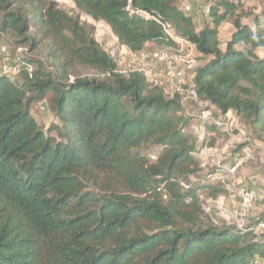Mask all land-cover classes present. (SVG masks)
<instances>
[{
    "label": "trees",
    "instance_id": "trees-1",
    "mask_svg": "<svg viewBox=\"0 0 264 264\" xmlns=\"http://www.w3.org/2000/svg\"><path fill=\"white\" fill-rule=\"evenodd\" d=\"M71 1L78 15L56 0H0V39L42 53L0 74V264H264V218L239 228L203 208V193L226 189L191 181L201 167L183 92L121 72L81 20L105 21L135 52L178 48L170 23L201 55L196 100L241 117L264 143V12L212 0L198 29L182 0ZM224 23L234 27L225 47ZM49 95L58 122L46 132L31 108Z\"/></svg>",
    "mask_w": 264,
    "mask_h": 264
},
{
    "label": "rangeland",
    "instance_id": "rangeland-1",
    "mask_svg": "<svg viewBox=\"0 0 264 264\" xmlns=\"http://www.w3.org/2000/svg\"><path fill=\"white\" fill-rule=\"evenodd\" d=\"M62 8H65L73 15L79 13L75 9V5L71 0H56ZM194 5L195 10L198 8L201 10L203 6L212 0H190ZM246 10L252 14L262 15L264 12V0H242ZM198 29L203 26V20L205 19V13L203 10L199 14H194ZM264 21V16H261ZM81 20L88 26H92L87 20V15L81 14ZM245 22H252L251 17L246 18ZM229 25H225V29L222 30L220 38L223 41L225 47V39L229 36ZM11 34L4 35L0 39V63L5 59L1 53L3 46L8 48L7 58L11 61L16 60L20 67L19 58L28 57L42 60L41 51L26 53L27 48L23 46L24 52L18 53L17 48L13 44V38ZM96 37V36H95ZM115 35L112 30L105 31V37L101 44L103 48H112L113 54L119 55L118 58L122 60L120 67L125 71H133L138 69H144L143 62L140 64H133L128 54H124L121 49L116 45ZM164 49L161 46L155 44H148L144 49V52L148 54V74L151 79L155 75L163 76L166 66L159 62H156L160 51ZM260 53L264 55V50L259 49ZM184 54H190L194 58L199 66L202 63L201 55L197 50L193 51L186 45L182 46ZM18 55V57L16 56ZM124 56V59H123ZM0 74H2L0 72ZM192 72H189L186 78V84L184 85V99L188 97V90L193 87ZM14 77V76H13ZM162 84L168 85L167 82L161 77ZM182 112L185 114L188 120L187 130L191 132L198 143V148L194 154L196 159L200 162L201 171L197 175L191 177L193 182H208L215 186L221 181L226 191L219 194L217 197H211L206 193H203V208L205 209L208 216L215 222L224 225L237 226L243 224L244 226L249 221L255 218H264V143L255 139L250 134L249 126L244 120L230 113L223 119L218 116V112L209 103L197 101L196 99L190 98L184 101ZM210 112L211 114H208ZM32 116L38 121L41 127L46 131H51L53 124L58 122L54 115L51 96L49 95L43 101L36 103L31 108ZM210 117L215 121L218 120V126H221L219 130H211L212 120L205 119ZM225 121V122H223ZM217 122V121H216ZM224 123V124H223ZM223 125V126H222ZM55 134V132L53 133ZM243 146L240 148V145ZM159 150V149H158ZM158 150L151 151V154L156 155ZM237 162H240L237 170L234 173H228V170ZM228 185L231 186L232 191L228 190ZM246 187L255 190L258 194L259 199L254 204L252 209L244 212L242 206H240L239 200L234 197L237 195L239 188ZM224 196V199L220 200V197ZM211 208V212H207V209ZM243 226V227H244ZM260 226V225H259ZM259 228V227H258ZM258 233H264L259 228Z\"/></svg>",
    "mask_w": 264,
    "mask_h": 264
},
{
    "label": "built area",
    "instance_id": "built-area-1",
    "mask_svg": "<svg viewBox=\"0 0 264 264\" xmlns=\"http://www.w3.org/2000/svg\"><path fill=\"white\" fill-rule=\"evenodd\" d=\"M210 5L211 4L209 2V3L205 4L201 10L199 8H198V10H195L194 5L192 4V2L190 0H182L181 4H180L181 9L185 13H188V14H195L196 13V14H198L199 11L201 12L203 10V12L205 13V16H207L209 14ZM87 20L94 27L96 39L101 44V42L103 41V39L105 37V31L109 30V29L111 30V27L105 21H103V20L96 21L93 18H91L90 16H87ZM162 26H163L165 33L168 36H170L171 38H173L175 40V42L178 44V48L170 47V48H164V49H162V51H160L156 62L164 64L166 66V70H165L163 76L155 75L153 79H151V77L148 74L149 73L148 69H147V67L149 66L147 63L148 59H149L148 54H146L144 51H140V52L132 51L127 46L121 45L118 42L117 38H115V40H116V45L121 49V51L124 54H128V56L130 57V60L133 64L138 65V64L143 62V65L145 68L144 69H138L137 71L143 72L149 78L150 82L163 86L168 93H170L171 95H174V93H176V92H183L184 91V85L186 84V78H187L188 73L193 72L194 69L198 66L196 60L194 58H192L190 54L186 55L183 53L182 46L186 45L187 47L191 48L193 51L196 50V46L190 42L185 41L184 39L180 38L179 36H177L174 28L172 27V25L170 23H163ZM104 49L106 52H108L110 54L111 57L116 58V60L119 63L122 61L118 58L119 57V56H117V55H119L118 53H117V55L113 54L112 48H109L108 50H107V48H104ZM17 52L18 53L24 52V48L21 46L18 47ZM1 53H2L3 57H5V59L2 60L0 63V72L2 74H7L10 76L17 75L20 71V67L18 64H16L17 63L16 60L11 61L10 59L7 58L6 54L8 53V48L6 46L2 47ZM16 56L18 57V55H16ZM123 59H124V56H123ZM120 71L125 72V73L127 72V71L122 70V69ZM161 77H163V79L165 80V82H167L168 85L162 84ZM190 98L196 99V92L193 89V87H191L188 90V97L183 99V105L185 104L184 101H186ZM208 114H211V113L208 112ZM219 117L222 118L221 115ZM204 118L215 121L214 119H212L210 117L207 118L206 115H204ZM216 121H217V123H219L218 120H216ZM239 165H240V162L235 163L228 170V173H234L237 170ZM228 190L232 191V188L230 185H228ZM234 197H236L239 200L240 206H242V209L244 212H247L250 209H252L254 204L259 199L258 194L255 190H253L251 188H246V187L239 188L237 191V195ZM224 198L225 197L222 196V197H220V200L224 199ZM207 212H211V208H208ZM259 225H258V227L262 230V232H264V222L260 223ZM243 226H244L243 224L237 225V227H239V228H242Z\"/></svg>",
    "mask_w": 264,
    "mask_h": 264
},
{
    "label": "crops",
    "instance_id": "crops-1",
    "mask_svg": "<svg viewBox=\"0 0 264 264\" xmlns=\"http://www.w3.org/2000/svg\"><path fill=\"white\" fill-rule=\"evenodd\" d=\"M198 14H199V12H198ZM225 25H229V26H227V28L230 29V30H229V35H228L229 37L225 39V42H227L228 39L230 38L232 32L234 31V27H233L230 23H224V24L221 26L220 34H221L222 30L225 29ZM223 47H224V46H223ZM263 50H264V49H263ZM258 55H259L260 57H264V55L260 53V50L258 51Z\"/></svg>",
    "mask_w": 264,
    "mask_h": 264
}]
</instances>
